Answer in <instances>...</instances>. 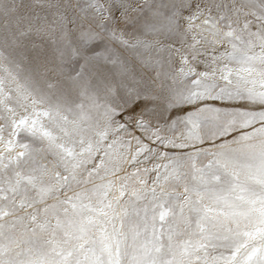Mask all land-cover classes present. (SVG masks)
I'll return each mask as SVG.
<instances>
[{
	"label": "snow or ice",
	"instance_id": "1",
	"mask_svg": "<svg viewBox=\"0 0 264 264\" xmlns=\"http://www.w3.org/2000/svg\"><path fill=\"white\" fill-rule=\"evenodd\" d=\"M0 264H264V0H0Z\"/></svg>",
	"mask_w": 264,
	"mask_h": 264
}]
</instances>
